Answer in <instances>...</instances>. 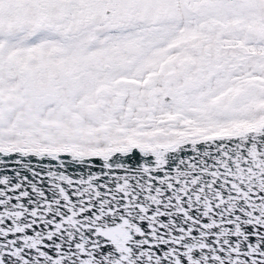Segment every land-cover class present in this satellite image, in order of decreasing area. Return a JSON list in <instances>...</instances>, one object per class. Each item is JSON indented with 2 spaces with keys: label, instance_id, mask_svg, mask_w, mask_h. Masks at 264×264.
<instances>
[{
  "label": "snow or ice",
  "instance_id": "1",
  "mask_svg": "<svg viewBox=\"0 0 264 264\" xmlns=\"http://www.w3.org/2000/svg\"><path fill=\"white\" fill-rule=\"evenodd\" d=\"M0 264H264V0H0Z\"/></svg>",
  "mask_w": 264,
  "mask_h": 264
}]
</instances>
